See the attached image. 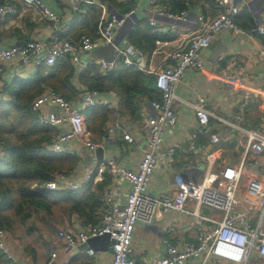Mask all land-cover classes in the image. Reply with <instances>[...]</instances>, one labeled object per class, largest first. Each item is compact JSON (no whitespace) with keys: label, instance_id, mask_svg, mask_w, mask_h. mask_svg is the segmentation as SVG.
Masks as SVG:
<instances>
[{"label":"crops","instance_id":"0c3cea01","mask_svg":"<svg viewBox=\"0 0 264 264\" xmlns=\"http://www.w3.org/2000/svg\"><path fill=\"white\" fill-rule=\"evenodd\" d=\"M4 2L14 3L17 6V12L15 14H0V48H6L16 42H24L32 38L48 42L51 35L56 33L53 30L54 27L57 31L60 28H65L62 36L67 35L73 38L81 31L93 36L109 12L118 15L129 8L134 9L133 14L127 17L122 27L115 32L113 44L99 45L91 51L81 52L79 62L72 65L74 72L69 77L68 83L72 85L75 93L70 90L67 99L73 101L75 105L82 102L83 91L89 89L87 85L79 81V74L83 69L93 66L100 74H106L99 67V59L116 58L114 71L118 70L123 65L122 58L117 55L118 49H120L125 50L128 57L136 62L134 67L137 70L154 81L155 78L148 74L146 69L154 63L156 64L167 51L177 45H186V37L196 29L197 17L200 13L213 15L217 12L215 0H89L90 3H81L82 12H72L70 9L72 0H42L59 16L58 24L52 28V25L45 18H41L33 8L25 6L23 0H0V3ZM236 3L240 7L236 20L245 32L234 34L220 31L207 48L199 51L204 61L203 67L186 71L176 85L173 110L177 115V122L175 125L163 129L162 138L163 147L175 146V162L171 166H157L149 183L148 193L152 196H158L162 192H173L186 179L203 182L210 173L216 174L228 165L242 168L236 192L239 207L259 206L260 193L264 190V153L254 154L247 149L246 129L256 128L258 121L264 116V69L260 64L259 57V50L264 47V42L256 34V26L264 25V0H236ZM168 7H171L174 12L185 9L186 18L174 21L160 13V10ZM149 16L156 21L155 26L146 21V17ZM85 20L87 24L86 27H83L82 23ZM95 22L96 28L91 33L88 30L93 27ZM170 26L175 27V32L170 31ZM151 35L156 36L155 46L152 49L147 48V44L143 40L144 36L151 38ZM136 38L142 39L140 48L133 43ZM156 41H160V43H156ZM107 46L112 49L110 53L104 52L105 54L100 56L95 54L96 49L100 47L104 49ZM215 65H220L223 68L246 65L248 72L244 76V81H238L231 87L219 81L212 70ZM45 66L43 64L33 72L32 67H22L18 63L1 65L0 103L11 100L6 89L15 79L30 83L38 75L37 72ZM47 71L45 69L43 74H46ZM97 91V104L93 107H98V122L94 124L92 130L88 126L87 128L89 138L99 142L100 146L95 150H89L77 140L70 143V146L76 151V154L72 156L76 157L77 162L71 171L66 172L70 173L73 181L80 183V187L75 191L68 189L47 190L48 194L44 197L47 204L45 208L34 209L32 215L25 221L13 213L8 217L7 223L3 225L10 234L12 251L20 256L25 264H45L52 251L57 253L54 264H109L110 262L109 249L97 251L96 260H82L80 256L86 255L84 250H79L77 248L79 245L68 244L59 236L60 231L79 230L91 224L82 215L71 209L72 201L69 195L71 194L76 200L83 199L90 191H95L97 187L100 188L105 183L104 180L107 179V183L103 187V195L109 187H115L117 195L123 200L130 190V183L126 180L116 179L115 176L108 175L106 172L99 179L100 176H96V168L101 161H113L126 169L137 170L142 149L146 144L145 124L149 118L155 116L156 112L150 107L149 101H142L135 113L126 112L117 89L109 87ZM156 92L155 99H159L160 95L157 89ZM240 92H249L250 100L245 108V118L238 122L235 116L238 111L237 101H239ZM199 96L206 99L207 108L213 116L211 124L214 131L221 137L219 144L207 146L210 155L203 161L201 156L196 157L188 150V135L195 128L193 104ZM83 112L86 118V109ZM238 126L245 130L239 129ZM68 129L67 123H59L55 127L45 128L48 137L51 135L53 137ZM124 131L133 135L134 144H129L123 139ZM201 140L204 143L208 142L207 137L204 136H201ZM97 149L100 150V153L97 152ZM99 154L100 156H98ZM92 168L93 174L88 181H85V177ZM56 174L57 172L54 174L53 180ZM101 199L105 208L106 200L103 196ZM53 206L60 207L61 211L58 215L52 212ZM192 207L197 209L200 215L217 220L222 217V212L219 210L208 209L209 207L205 206L197 207L190 203L188 209ZM101 211L95 212L98 218H101ZM36 217L40 219L33 221ZM30 220L33 221V226L27 227ZM170 225L174 226V231L165 236V229ZM15 226L22 227L25 246L20 241L22 238L14 237ZM166 237L172 240L195 242L196 222L177 211L164 213L161 218L152 223L137 221L134 224L131 241L136 260L141 263H151L161 256L165 251L163 239ZM95 255L90 257L93 258ZM3 257L0 258L1 264H11ZM256 260L264 262V258L261 257ZM188 264H202V257H192L188 260ZM204 264L232 263L223 259L210 258Z\"/></svg>","mask_w":264,"mask_h":264},{"label":"built area","instance_id":"2783aa9c","mask_svg":"<svg viewBox=\"0 0 264 264\" xmlns=\"http://www.w3.org/2000/svg\"><path fill=\"white\" fill-rule=\"evenodd\" d=\"M89 0H72L71 10L82 12L81 3ZM25 6L33 8L41 18H45L52 26H56L59 16L54 13L42 0H23ZM90 3V2H89ZM217 12L213 15L200 13L197 17V27L187 38L186 45H177L167 51L156 64L149 66L146 72L155 79V86L159 92V99L149 101L150 107L156 112L145 124L147 130L146 144L142 149L137 170L124 168L113 161H101L96 168V176L103 177L107 172L116 179L126 180L130 183V190L121 200L115 187H109L104 192L106 207L102 211L101 220L96 224H88L82 229L63 230L59 236L68 244L81 245L91 237L109 234L114 239L109 243V264H188L192 257H202V264L210 258L223 259L232 264H264L256 258H264V190L260 193L259 206L249 205L240 208L236 198L237 188L241 178L242 168L224 166L216 174H211L203 182L189 179L182 181L179 188L173 192H162L158 196L148 193L152 174L157 166H171L175 162L176 148L174 145L163 147V129L175 125L177 115L173 110L176 99L175 88L186 71L201 69L203 58L200 50L207 48L220 31L242 34L245 30L238 24L236 17L240 7L236 0H215ZM17 6L11 2L0 3V14H15ZM134 9L115 14L109 12L98 26L94 38L83 34L77 41L64 37L65 28H60L51 35L50 40L44 41L32 38L24 42H16L6 48H0V66L3 64L18 63L22 67L30 66L33 72L41 65H53L58 59L69 57L72 65L79 62L81 52L91 51L99 45L113 44L115 32L122 27L127 17L132 15ZM160 13L174 21L184 20L186 10L172 11L168 8ZM150 25H156L152 17H146ZM170 26V31L175 32ZM256 34L264 35V25L256 26ZM160 43V41H156ZM118 56L126 65H135L136 62L128 57L125 50L118 49ZM260 64L264 69V47L259 50ZM116 58L99 59V67L104 73L115 69ZM220 82L233 87L236 82L244 81L248 72L246 65H236L223 68L215 65L212 68ZM242 85V84H240ZM97 90H84L82 102L75 105L73 101L65 99L52 87H45L41 93L34 97L29 110L34 118L44 126L55 127L59 123H67L68 130L61 131L51 138L49 148L54 153L66 152L75 155L76 151L70 146L71 141L77 140L89 150L100 146L99 142L89 138L84 110L97 104ZM250 93L240 92L237 101L238 122L245 118V108L249 103ZM195 128L188 135V150L202 161L210 155L208 145L219 144L220 135L214 131L211 124L212 114L207 108L206 99L197 97L193 104ZM224 121L221 118H218ZM245 130L243 127H239ZM207 137L204 143L199 137ZM123 139L129 144L135 140L129 132H123ZM246 146L254 154L264 153V116L258 121L256 128L246 129ZM4 149L0 146V159ZM90 169L85 181L93 174ZM35 185H33L34 187ZM80 183L72 180L70 173L57 172L55 179L45 183L47 190L68 189L75 191ZM197 207L205 206L222 212L221 219L200 215L197 209H188L189 204ZM177 211L190 217L196 222L195 242L172 240L164 238V253L151 263L138 262L131 246L134 224L137 221L152 223L161 218L164 213ZM174 231L170 225L165 229V236ZM0 253L11 264H25L22 258L12 251L10 234L4 227H0ZM88 256H94L97 251L91 248L84 250ZM57 253L52 251L45 264H54ZM96 264V263H82Z\"/></svg>","mask_w":264,"mask_h":264},{"label":"trees","instance_id":"16d2710c","mask_svg":"<svg viewBox=\"0 0 264 264\" xmlns=\"http://www.w3.org/2000/svg\"><path fill=\"white\" fill-rule=\"evenodd\" d=\"M168 8L172 10L171 7ZM94 15L97 18L96 13ZM82 24L86 27L87 21ZM95 28L96 22L87 30L92 33ZM83 34L86 32L81 31L73 38L67 35L64 37L77 41ZM94 34L92 38L96 35ZM155 38V35H151V38L143 37L147 48L152 49L155 46ZM260 39L264 42V35H261ZM141 42L140 38L133 40L138 48L141 47ZM45 69L48 71L43 74ZM114 70L100 74L95 67L90 66L80 72L79 81L87 85L88 90H103L109 87L117 89L124 105L123 109L130 113L138 111L142 101L148 102L157 96L155 80L148 78L133 65L123 63L118 70ZM73 72L74 68L67 56L58 59L53 65L42 67L30 83L15 79L6 89L11 100L0 103V144L4 148L0 159V227L7 223L5 211L11 207L22 221L27 220L34 209L45 208L47 204L44 197L48 194L47 189L43 188L45 183L52 181L56 172L71 171L76 165L75 156L66 152L54 153L49 148L52 135L48 137L45 130L49 127L39 123L29 110L32 99L45 87H52L65 99L69 97L70 90L75 93L72 85L68 83ZM97 109L98 107L86 109L87 126L90 130L98 122ZM199 140L203 142L201 137ZM104 182L100 188L90 191L83 199L76 200L69 195L72 201L71 209L91 224L101 220L95 212L104 208L101 198L104 197L103 187L107 179ZM2 257L0 253V258Z\"/></svg>","mask_w":264,"mask_h":264},{"label":"rangeland","instance_id":"374dc122","mask_svg":"<svg viewBox=\"0 0 264 264\" xmlns=\"http://www.w3.org/2000/svg\"><path fill=\"white\" fill-rule=\"evenodd\" d=\"M111 48L110 47H106V48H98V49H96L95 50V54L97 55V56H100V55H103V54H105V53H110L111 52ZM105 52V53H104ZM62 171H64V170H62ZM58 172H61V171H58ZM16 196V195H15ZM16 198H18V197H16ZM236 198L238 199V197H237V195H236ZM208 208V207H207ZM208 209H211V208H208ZM60 211H61V209H60V207H52V212H55L57 215H58V213H60ZM6 214H7V217H10L11 215H13V213H14V211H13V208L11 207V208H9V209H7L6 211ZM36 216V215H35ZM34 216V217H35ZM18 217V216H17ZM38 219H40V218H34V220L33 221H35V220H38ZM33 221H31L30 220V222H28L27 223V227H32L33 226ZM38 223V222H37ZM36 223V224H37ZM14 237L16 238V237H19L20 239L22 238V240H20L22 243H23V245H24V239H25V235H24V233H23V231H22V227H20V226H15V229H14ZM23 236V237H22ZM25 246V245H24ZM98 254V253H97ZM95 255V257H90V256H86V255H82V256H80V259H82V260H90V259H93V260H96L97 259V256L98 255ZM90 257V258H89ZM87 260V261H88ZM0 261H1V259H0ZM0 264H1V262H0Z\"/></svg>","mask_w":264,"mask_h":264},{"label":"water","instance_id":"95a60500","mask_svg":"<svg viewBox=\"0 0 264 264\" xmlns=\"http://www.w3.org/2000/svg\"><path fill=\"white\" fill-rule=\"evenodd\" d=\"M97 152L100 153V150L97 149ZM98 156H100V154ZM113 241L114 239L110 238L109 234H102L89 238L86 243L79 245L77 248L79 250L91 248L94 251H107L109 243H112Z\"/></svg>","mask_w":264,"mask_h":264}]
</instances>
